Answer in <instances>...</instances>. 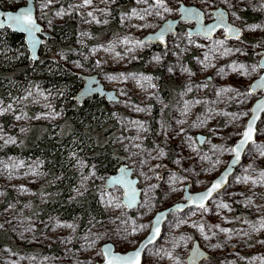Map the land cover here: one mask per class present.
Listing matches in <instances>:
<instances>
[{
  "label": "rangeland",
  "instance_id": "obj_1",
  "mask_svg": "<svg viewBox=\"0 0 264 264\" xmlns=\"http://www.w3.org/2000/svg\"><path fill=\"white\" fill-rule=\"evenodd\" d=\"M25 1L0 5L16 8ZM119 1L121 12L116 10ZM34 2L45 32L74 24L70 55L42 46L39 56L66 62L78 75H96L106 90L115 92L118 101L109 103L112 113L103 115L102 122L112 131L104 135L121 157L119 166L125 164L139 180L141 195L137 207L127 210L122 188L107 189L96 165L75 154L71 200L95 192L100 212L87 218L80 207L79 214L67 219L44 212L48 168L40 158L6 149L17 147L32 123L43 122L55 133L59 123L66 124L63 112L53 106L57 95L36 85L12 104L0 101V233L14 245L0 246V264H93L101 260L105 242L119 252L135 248L156 212L183 203L187 185L189 192L201 190L225 167L256 98L248 85L263 72L258 64L264 50V0ZM180 4L202 10L206 23L214 21L213 10L222 8L241 37L227 38L221 30L203 39L189 35L194 23L183 22L162 49L142 44L146 34L178 16ZM105 29L110 32L100 35ZM5 53H0L3 68L20 58ZM165 85L169 95L162 91ZM28 101V108L36 109L31 118ZM89 102L88 107L102 111L96 98ZM257 131L228 186L202 209L170 214L143 264H189L195 244L197 252L209 256L200 264H264V115ZM198 134L206 136L202 145Z\"/></svg>",
  "mask_w": 264,
  "mask_h": 264
},
{
  "label": "trees",
  "instance_id": "obj_2",
  "mask_svg": "<svg viewBox=\"0 0 264 264\" xmlns=\"http://www.w3.org/2000/svg\"><path fill=\"white\" fill-rule=\"evenodd\" d=\"M0 2H4V0H0ZM119 2L120 6L116 8L117 12L124 10L123 4H121L123 1ZM0 7L14 9L2 5ZM92 31L95 32L96 29ZM109 32L110 29H105L100 32V35ZM73 33V23L55 25L52 28L51 38L44 41L43 47L57 52L67 50L70 55ZM152 48H156V46H152ZM158 48L162 49L161 46ZM5 52H15L20 58L5 68L0 66V101L12 104L14 100H19L22 95L36 85L50 88L57 95L53 106L63 112L64 120H66V124L62 127H60L61 123L57 125L59 130L56 133L51 130V126L43 122L30 124L27 133L18 138L19 145L15 148H7L6 152L25 155L29 159L40 158L43 160L44 165L48 168V178L45 183H48V187H44L43 191L49 194V207L46 205L42 207L44 212L58 213L64 219L79 214L80 210L84 211L87 218L100 212L99 204H96L95 192L71 200L77 182V172L72 166V161L75 160V154L77 156L81 154L90 166L96 165L97 171L106 178L117 170L121 157L113 153L104 135L112 130L102 126V122L106 119L103 115L107 116L112 113L109 103L96 95L90 97L98 100L97 105L99 106L96 107L101 108L102 111L97 112L92 106L88 107L91 102H89L90 98L81 103L73 101L72 97L82 85V79L78 73L68 68L66 62L58 63L56 59H52L51 55L39 56L38 61L33 62L29 58L23 35L11 32L6 28L0 30V53ZM170 90L169 85H165L162 91L169 95ZM28 106L29 101L25 108L31 118L36 109H30ZM3 122L8 125V118H5ZM87 196L89 197L87 198ZM2 245L14 247L8 234L0 233V246Z\"/></svg>",
  "mask_w": 264,
  "mask_h": 264
},
{
  "label": "water",
  "instance_id": "obj_3",
  "mask_svg": "<svg viewBox=\"0 0 264 264\" xmlns=\"http://www.w3.org/2000/svg\"><path fill=\"white\" fill-rule=\"evenodd\" d=\"M178 16L176 18L166 19L161 25L153 32L146 34L141 43H148L150 45H156L164 47L169 35H174L178 32V25L181 23H194V27L189 30V35H200L203 39L211 38L218 31L223 30L227 38L239 39L241 37V29L229 23V19L225 10L218 8L213 10L214 21L206 23L205 15L202 10L195 6H186L180 4L177 8ZM22 13H30L31 18L35 22L38 31L29 33L21 30V27L16 25L13 21L9 20V16H19ZM8 29L11 32L22 34L26 49L29 54V58L35 62L39 58V50L44 44V40L51 38L52 34L45 32L43 26L37 21L36 6L34 0H26L23 5H20L14 9H3L0 7V30ZM230 28L234 31L229 32ZM211 29V31H209ZM237 35L239 38H237ZM158 36H162V41L157 39ZM261 57L259 59V67L263 69V72L251 81L248 85V91L256 97L250 106V111L245 122L244 128L241 132V136L233 143L231 147V156L228 159L225 167L209 182V184L196 192H189L190 186H186L184 193V202L176 203L173 206L167 207L163 210L156 212L151 218V225L146 236L138 243V245L126 252H118L111 242H105L100 246L101 260L96 261L93 264H132L131 260H117L114 257H133L137 251L140 252L139 264H143V255L145 250L150 246L156 244L162 235V230L168 216L171 213L183 212L187 209H201L199 206L203 203L204 207L209 201L219 194L229 183V180L234 175L236 169L240 165L245 155L246 150L251 144L256 141L257 128L261 118L264 115V50L260 52ZM82 79V85L76 92L73 100L77 102H83L86 99L98 95L100 98H104L108 103H115L118 101L113 90H106L103 84L100 82L96 75H80ZM249 125L252 127V140L244 144L242 148H239L240 158L236 160V153L233 149H237L239 142L243 139V133L248 129ZM206 136L198 134L197 140L200 145L203 144ZM219 181L221 187L214 191L210 197H207L203 201L199 199L200 196L207 194L208 190L212 187L214 182ZM139 180L132 178L131 169L127 168L125 164H121L114 174H111L106 178V188H111L115 185L120 186L123 189L122 203L126 206L127 210H131L139 204L141 189L138 187ZM203 207V208H204ZM158 229V231H157ZM151 241V242H150ZM191 252V256L188 259L189 264H198L201 259L207 257V253L204 251L197 252V244ZM198 255V256H197Z\"/></svg>",
  "mask_w": 264,
  "mask_h": 264
},
{
  "label": "snow or ice",
  "instance_id": "obj_4",
  "mask_svg": "<svg viewBox=\"0 0 264 264\" xmlns=\"http://www.w3.org/2000/svg\"><path fill=\"white\" fill-rule=\"evenodd\" d=\"M86 2H90V0H86ZM8 19L13 21L16 25L20 26L21 30H23V31H27L29 33H32V32L39 30L38 28H36L35 22L31 18L30 13H22L19 16H9ZM209 31H211V29H209ZM227 31L232 32L234 30L228 28ZM237 38H239L238 35H237ZM157 39H160L162 41V36H158ZM228 90H231V89H228ZM242 135H243V139L239 142L237 149H233V151L236 153V160L237 161L240 158V152L238 149L242 148L244 144H246L252 140V127H251V125H249L248 129ZM261 154L264 155V152H262ZM262 175H264V174H262ZM220 187H221V184L219 181L214 182L212 187L208 190L207 194L200 196L199 199L201 201H203L207 197H210L212 195V193L214 191H216L217 189H219ZM199 206L201 208L204 207L203 203H201ZM157 231H158V229H157ZM139 256H140V252L137 251L135 253V256H133V257H119V256H117V257H114V259L131 260L132 264H139ZM108 264H111V261H109Z\"/></svg>",
  "mask_w": 264,
  "mask_h": 264
},
{
  "label": "flooded vegetation",
  "instance_id": "obj_5",
  "mask_svg": "<svg viewBox=\"0 0 264 264\" xmlns=\"http://www.w3.org/2000/svg\"><path fill=\"white\" fill-rule=\"evenodd\" d=\"M180 27H181V24L178 25V30L180 29ZM197 36H200V35H197ZM48 39H50V38H48ZM45 40H47V39H45ZM45 40H44V41H45ZM148 45H149V44H148ZM152 46H156V45H152ZM253 144H255V142H254ZM251 145H252V144H251ZM238 167H239V166H238ZM237 169H238V168H237ZM237 169H236V171H237ZM236 171H235V173H236ZM235 173H234V175H235ZM227 186H228V185H227ZM122 190H123V189H122ZM221 192H222V191H221ZM221 192H220V193H221ZM122 193H123V191H122ZM211 200H212V199H211ZM211 200H210V201H211ZM126 209H127V208H126ZM201 209H202V208H201ZM184 212H185V211H184ZM184 212H183V213H184ZM175 213H176V212H175ZM171 214H172V213H171ZM179 214H181V213H179ZM151 218H152V217H151ZM151 218H150V220H149L150 225H151ZM204 220H205V219H204ZM201 221H202V220H201ZM150 225H149V226H150ZM137 245H138V244H137ZM114 246H115V245H114ZM115 248H116V247H115ZM133 249H134V248H133ZM127 251H128V250H127ZM118 252H119V251H118ZM125 252H126V251H125ZM145 252H146V250H145ZM206 253H207V252H206ZM144 254H145V253H144ZM145 257H146V256L143 255V260H144ZM208 258H209V256H208V253H207V257L204 258V259H201V260L199 261L198 264H200L201 262H205V260L208 259Z\"/></svg>",
  "mask_w": 264,
  "mask_h": 264
},
{
  "label": "bare ground",
  "instance_id": "obj_6",
  "mask_svg": "<svg viewBox=\"0 0 264 264\" xmlns=\"http://www.w3.org/2000/svg\"><path fill=\"white\" fill-rule=\"evenodd\" d=\"M257 138V137H256ZM138 187H139V184H138ZM140 188V187H139ZM141 189V188H140ZM186 211V210H185ZM184 212V211H183ZM183 212H179V213H183Z\"/></svg>",
  "mask_w": 264,
  "mask_h": 264
}]
</instances>
